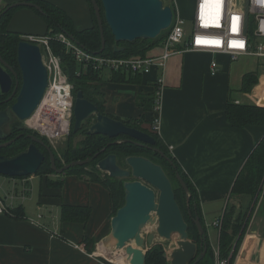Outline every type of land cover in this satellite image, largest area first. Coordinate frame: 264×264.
<instances>
[{"label": "crops", "instance_id": "1", "mask_svg": "<svg viewBox=\"0 0 264 264\" xmlns=\"http://www.w3.org/2000/svg\"><path fill=\"white\" fill-rule=\"evenodd\" d=\"M20 1L32 0H3L1 6ZM47 1L66 11L78 29L93 26L88 0ZM183 3H187V7ZM173 4L184 18L193 17L196 0H174ZM9 30L26 36L44 35L47 28L39 15L23 8L14 14ZM161 53L159 46L147 56ZM247 59L234 63L222 54L185 52L174 55L165 70L154 67L143 76L141 84L103 83L106 113L129 119L142 114L136 103L137 95L156 96V80L163 78L158 134L198 192L200 210L214 252L219 248L220 237V228H215V221L222 219L228 205L244 209L251 200L248 196L232 197V190L255 145L264 137L262 127L237 129L227 119V107L231 102L264 107V97L257 99L256 95L262 86L260 80L251 92L241 91L244 76L260 67L252 58L258 66L257 69L255 65L249 68L244 62ZM214 60L219 69L216 75L210 73ZM148 115L146 113L147 120L151 118ZM148 127L150 124H145V128ZM51 178L56 180V176ZM29 179L31 191L25 198L21 197L23 186L20 183L14 186L13 179L0 180V196L8 209L22 206L25 215L23 219H17L7 215L8 211L0 213V264H109L94 255L96 251L91 253L85 241L94 242L95 250L111 234L113 210L109 191L76 175L64 177L60 187L49 186L46 176ZM13 194L18 197L11 200ZM65 206L87 208L91 215L86 223L63 222ZM251 225L234 260L237 258L240 264H264V205L259 210L256 206ZM211 227L216 229L215 236L210 233ZM173 243L175 247L177 242ZM101 246L97 253L107 255ZM116 255L119 256L110 255V259L118 264H128L127 258L119 256L116 259Z\"/></svg>", "mask_w": 264, "mask_h": 264}, {"label": "water", "instance_id": "2", "mask_svg": "<svg viewBox=\"0 0 264 264\" xmlns=\"http://www.w3.org/2000/svg\"><path fill=\"white\" fill-rule=\"evenodd\" d=\"M165 1L167 0H100L99 3L98 0H90L102 38V48L99 53H103L106 49L105 25L114 37L116 53L125 51V48L119 44L155 40L163 32L168 31L173 22L174 11L170 5H165ZM20 7L42 12L41 7L33 1H20L10 4L2 15ZM71 39L80 45L79 42ZM17 63L22 73V87L16 102L11 107V112L19 121L25 122L32 117L43 101L49 86V74L43 63L40 47L28 41L22 40L19 43ZM4 67L13 74L15 72L0 58V92L8 94L12 89V77ZM15 94L16 90L5 103L12 102ZM73 120L75 135L83 130L87 120H93L94 123L86 131L87 136H104L115 140L109 143L108 147L118 144L121 137H126V142L154 150L174 166L170 158L155 148L157 141L152 134L103 114L97 105L85 98L82 91L75 95ZM10 121L9 110H0V149L11 146L22 137L18 136L8 141L3 127ZM28 138L31 139L32 144L26 150L10 157L0 155V176L9 179L37 176L47 159L38 145L48 151L52 169L58 175L65 174L75 166L87 165L98 158V155H95L90 160L76 161L59 168L50 146L34 134L28 135ZM126 162L128 168H122L118 164L117 156L110 154L97 164V169L107 173L110 178L128 180L124 183L125 204L112 218L111 234L102 244L111 243L115 250L125 251L130 258V264H147L148 250L154 248L158 240L170 241L177 236L179 241L167 255L169 263L198 264L200 259L197 257V244L189 238V224L177 202L173 182L165 169L141 156L128 157ZM174 168L176 169L175 166ZM130 179L133 180L129 181ZM176 180L189 202V188L178 172H176ZM189 215L192 217L190 209ZM194 224L201 243L205 245L204 252L200 256L203 258L207 254V230L199 216L194 218ZM148 226L154 227L156 233L145 236L143 232Z\"/></svg>", "mask_w": 264, "mask_h": 264}, {"label": "trees", "instance_id": "3", "mask_svg": "<svg viewBox=\"0 0 264 264\" xmlns=\"http://www.w3.org/2000/svg\"><path fill=\"white\" fill-rule=\"evenodd\" d=\"M32 1L39 5L42 9V12H39L33 8H29L33 10L37 15H39V17L43 20L47 28V31L45 33L46 35L55 37L57 34L65 33L75 41L79 42L80 46H83V48L87 52L95 55L117 58H131L136 56L146 57L149 51L163 44L169 33V31H165L155 40H138L134 43L119 44V46L125 48V51L123 53H116L114 51V37L112 36L108 26L105 25L106 49L103 53H99L102 48V38L95 12L90 0H88V2L91 7L93 26L84 30L78 29L68 13L58 6L54 5L53 3L47 0ZM98 2L100 3V0H98ZM168 2H170V0ZM168 5L172 4L169 3ZM8 6L9 5L2 7L0 11V58H2L9 65L15 66L17 65V48L23 38L20 33L10 31L9 24L14 14L19 9H23L24 7L11 9L6 14L2 15V12L6 10ZM51 47L53 48L54 52L62 59L64 72L66 73L69 81L74 87V95H76L77 92L82 91L85 95V98L97 105L103 114H107L105 107L106 96L103 92L104 82L137 85L141 84L143 81V74H136L130 71L108 73L100 70H94L91 67L83 68L84 66L76 61L72 54L68 53L66 47L60 42L52 39ZM258 76V71L246 74L243 78L241 91L246 93L251 92L253 87L259 82ZM136 103L138 108H141L144 112L151 115L150 121L145 119L146 117H143L139 120H134L131 118L120 119L114 116L111 117L123 121L130 127H134L152 134L157 141L155 148L161 150L168 158H170L176 169L159 153L155 152L154 150L139 147L130 142H126V137H121L118 144L108 147V143H111L115 140H111L104 136H85L84 139L80 142L79 146H69L67 152L64 155L65 165L76 161H85L87 159H92L95 157V155H98V158L90 161L87 165L75 166L69 169L65 174L58 175L52 169L48 151L41 145H38L41 151L46 155L47 159L37 175L46 176L49 182V186L51 187L62 186L64 177L69 175H76L91 182L102 185L110 193L111 206L114 217L117 211L125 204L124 183L126 180L112 179L110 177H108L107 180H102L100 171L97 169V164L100 160L106 158L110 154H114L117 156L118 164H120L119 162L125 161L128 157L131 156L146 157L156 164L161 165L165 169L173 183L177 182L176 172H178L189 188V202L187 201L185 192L179 184V190L184 196V202L180 197H178L176 188H174V190L177 202L179 203L184 213L185 219L189 224V238L191 241L197 244V257H199L200 259L198 264H215L214 249L212 248V245L209 241L207 231V254L203 258L200 257L204 252L205 245L201 243L199 232L196 228V225L194 224V218L196 216H199L201 222L205 227V230H207V228L204 223L202 212L200 210L198 192L187 174L182 169L179 162L170 152L168 146L164 143L158 132L154 130V109L156 106V96L155 94L147 96L138 94ZM227 119L229 123L237 129H245L250 126L264 128V107L247 104H235L231 102L227 107ZM148 123L150 124V127L145 128L142 126L143 124ZM15 129L17 128L14 126V128H12V130L14 131L11 136L16 137L18 135H21L22 137L17 139L16 142L11 146L0 149V155L10 157L26 150L29 145L32 144L31 139L28 138V135L31 134L36 135L37 137L41 138L46 144L50 145L46 138H42L39 134L32 130H29L26 127H24L23 129L18 128L17 131H15ZM70 136L75 137V134L73 133V127ZM105 148H107L106 151L104 153H101V151ZM65 165H62L59 159H57V167L62 168ZM52 176H56V180H53L51 178ZM25 178L30 177L13 179ZM263 184L264 137L258 144L255 145L248 160L245 163L243 170L237 177L232 190V197H250L251 200L248 207L246 208V210H244L241 207L237 208L234 205H228L227 210L223 214L219 237V250L222 257H229L232 254V259H235L248 231V227L256 209L258 200L263 193ZM0 199H2L1 196ZM189 209L192 213V217L189 215ZM7 211V215L17 219H23L25 216L22 206H19L15 209H8ZM90 215L91 212L87 208L65 206L63 207L62 219L63 222L68 221L86 223ZM85 241L87 246L89 247V251H91L92 253L94 251V245H92V243L94 242L88 239H86ZM147 264L170 263L167 260V256L165 255L163 248L158 245L148 252Z\"/></svg>", "mask_w": 264, "mask_h": 264}, {"label": "built area", "instance_id": "4", "mask_svg": "<svg viewBox=\"0 0 264 264\" xmlns=\"http://www.w3.org/2000/svg\"><path fill=\"white\" fill-rule=\"evenodd\" d=\"M165 1V5H168ZM3 0H0V8ZM205 0H197L191 21L184 18L175 7L174 18L169 33L161 45L162 53L157 56L117 58L95 55L76 44L67 34L26 35L23 40L40 47L43 63L49 74V86L41 105L30 119L23 122L26 128L46 138L50 143L69 137L74 125L73 108L74 87L64 72L62 59L51 47L52 39L66 47L68 53L82 64L83 68H92L104 72L130 71L143 75L149 74L154 67L165 70L167 62L177 54L185 52H205L213 55H226L231 62L243 58H253L264 66V0H212L209 8ZM218 63H211L210 73H218ZM156 106L154 109V130L159 132L160 95L163 78L156 80ZM23 187L22 198L31 191L29 178L13 179ZM15 189V188H14ZM16 194L11 196L14 200ZM8 206L0 199V213ZM222 219L215 221V227H221ZM99 247L97 248V250ZM94 255H97L95 252ZM216 264H240L229 257H222L219 248L215 249Z\"/></svg>", "mask_w": 264, "mask_h": 264}, {"label": "rangeland", "instance_id": "5", "mask_svg": "<svg viewBox=\"0 0 264 264\" xmlns=\"http://www.w3.org/2000/svg\"><path fill=\"white\" fill-rule=\"evenodd\" d=\"M173 2H174V0H170V2H168V4L170 3V4H172L173 5ZM196 3H197V0H196ZM183 5H185L186 7H187V3H183ZM2 8V7H1ZM1 8H0V11H1ZM195 12V11H194ZM193 16H194V14H193ZM193 18V17H192ZM192 18H190V19H192ZM189 19V21H191ZM245 62V64H247L248 65V67L249 68H252L254 65H255V69H257V64L255 63V61L252 59V58H249V59H247V60H245L244 61ZM255 63V64H254ZM262 68V69H261ZM261 70V71H260ZM257 71H260L259 72V80H260V83L262 84V86L260 87V89L258 90V92H257V94L256 95H258V97H257V99L258 98H262V97H264V66H260L259 67V69L257 70ZM143 95H145V94H143ZM146 96H147V94H146ZM121 97V96H120ZM129 98V97H128ZM122 99V98H121ZM263 100H264V98H263ZM141 109V108H140ZM142 110V109H141ZM145 113L146 112H144L143 110H142V114L139 116V117H137V118H131V119H134V120H139V119H141V118H145L146 117V115H145ZM108 115V114H107ZM148 116H150V115H148ZM150 118V117H149ZM145 119H147V118H145ZM16 120H18V119H16ZM149 121H150V119H148ZM94 123V121L93 120H87L86 122H85V129H83L81 132H79L77 135H75V137L74 136H70V137H66V138H64V139H59V140H57V141H53V142H49L50 143V147H51V149H52V151H53V153H54V155H55V157H56V160L57 159H59V161H60V163L63 165H65V158H64V155H65V153L67 152V150H68V148H69V146L70 145H73L74 147H76V146H79V144H80V142L84 139V137L85 136H87L86 134H85V132L91 127V125ZM13 126H10V125H8L6 128H5V130H6V133L7 132H11V128H14V126L18 129H23L24 127H26V124L25 123H23V122H19V121H16V122H13V124H12ZM143 127H145V124H143L142 125ZM17 129H15V131H17ZM9 132V133H10ZM7 135H9V134H7ZM11 138V137H10ZM88 160V159H87ZM90 160V159H89ZM120 164V166L122 167V168H128V166H127V162H126V160L125 161H122V162H119ZM100 176H101V179L102 180H107L108 179V177H109V175L107 174V173H104V172H102V171H100ZM3 178H5V177H2V176H0V180L1 179H3ZM131 180H133V179H130L129 181H131ZM126 181H128V180H126ZM125 181V182H126ZM173 185H174V188H176V191H177V193H178V197H180L181 199H182V201L184 202V196H183V194L181 193V191L179 190V185H178V183L177 182H174L173 183ZM263 193H262V195L260 196V198H259V200H258V203H257V210H259V208L262 206V205H264V184H263V191H262ZM248 205L249 204H247V205H245L244 206V209L246 210V208L248 207ZM255 213H256V209H255V211H254V214H253V217H252V219H251V222H250V225H249V227L248 228H251V223H252V220H253V218H254V215H255ZM216 228V227H215ZM219 228H221V227H219ZM210 233H212V235L213 236H215L216 235V229H214V228H210ZM248 232V231H247ZM151 233H156V229L154 228V227H151V226H148L147 227V229L144 231V235L145 236H148L149 234H151ZM246 236V235H245ZM193 242V241H192ZM194 243V242H193ZM161 246L162 248H163V250H164V252H165V255H166V253H167V251L170 249V248H172V247H174V243L172 242V241H167V240H164V239H162V240H158L157 241V245L156 246ZM100 246H101V244H100ZM100 246H98V247H100ZM103 246V247H102ZM102 248L107 252V255H100V254H98L97 253V249H95L94 251H96V253H97V255L98 256H100L101 258H103L107 263H109V264H118V262H116L113 258H111L110 259V255H111V257L112 256H114L115 254H118L119 256H120V258H124L125 256V251H117V250H115L114 249V247H113V245L111 244V243H105V244H102ZM104 246H107V247H109V248H112V249H105L104 248ZM155 246V247H156ZM153 249V248H152ZM151 250V249H150ZM150 250H148V252L150 251ZM148 254V253H147ZM122 255V256H121ZM214 255H215V252H214ZM109 258H108V257ZM119 256H115V258L117 259ZM125 259H126V257H125ZM216 262V261H215Z\"/></svg>", "mask_w": 264, "mask_h": 264}, {"label": "flooded vegetation", "instance_id": "6", "mask_svg": "<svg viewBox=\"0 0 264 264\" xmlns=\"http://www.w3.org/2000/svg\"><path fill=\"white\" fill-rule=\"evenodd\" d=\"M7 65H9L8 63H7ZM12 69H13V71L15 72V74H13L12 72H10V70L9 69H7V68H5V70L10 74V76L12 77V89H11V91L8 93V94H4V93H2V92H0V110H6V109H8L9 110V113H10V115H11V121L7 124V125H5L4 127H3V129H4V133L7 135V134H9V135H7L8 136V141H10V140H12V139H14V138H16V137H12L11 135L13 134V131L14 130H12V128H11V132L9 133V132H7L6 133V130H5V128L8 126V125H10V126H13L12 124H13V122H16V121H19V120H16L17 118L15 117V115L11 112V107L13 106V104L16 102V99H17V97H18V95H19V93H20V90H21V87H22V73H21V71H20V68H19V66H18V63H17V65H9ZM15 90H16V94H15V96L13 97V100H12V102H10V103H5L6 102V100H8L12 95H13V93L15 92ZM21 122V121H20ZM83 129H85V124H84V127H83ZM85 134H86V132H85ZM19 136V135H18ZM21 136V135H20ZM11 137V138H10ZM0 144H1V142H0ZM109 144V143H108ZM48 145V144H47ZM49 146V145H48Z\"/></svg>", "mask_w": 264, "mask_h": 264}, {"label": "bare ground", "instance_id": "7", "mask_svg": "<svg viewBox=\"0 0 264 264\" xmlns=\"http://www.w3.org/2000/svg\"><path fill=\"white\" fill-rule=\"evenodd\" d=\"M205 1H206L205 6H206L207 8H209V3H210L212 0H205ZM168 31H169V30H168ZM82 48H83V47H82ZM40 105H41V104H40ZM17 137H18V136H17ZM17 137H16V138H17ZM14 139H15V138H14ZM146 229H147V228H146ZM146 229H145V230H146ZM145 230H144V231H145ZM143 233H144V232H143ZM170 241H172V242H173V241L178 242L179 239H178L177 236H174L173 239L170 240ZM104 248H105V249H112V248H109V247H107V246H104ZM124 256L127 258V262H128V264H130V258H129L126 254H125ZM215 258H216V257H215Z\"/></svg>", "mask_w": 264, "mask_h": 264}]
</instances>
